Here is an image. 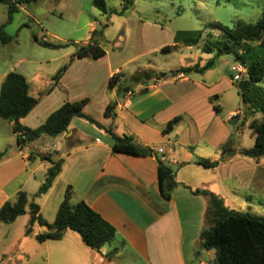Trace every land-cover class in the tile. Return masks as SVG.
<instances>
[{
	"label": "crops",
	"instance_id": "1",
	"mask_svg": "<svg viewBox=\"0 0 264 264\" xmlns=\"http://www.w3.org/2000/svg\"><path fill=\"white\" fill-rule=\"evenodd\" d=\"M153 26L162 32L160 27ZM94 30L96 25L91 24L83 44L90 41ZM169 36L170 45L144 40L140 56L147 57L148 70L139 73L149 75L137 88L125 83L124 88L128 89L125 92L118 87L108 88L112 77L123 75V66L116 65L107 52L97 60L77 59L69 65L57 89L67 92L85 86L87 92L81 90L76 99L64 104L88 99L85 113L102 128L76 118L68 132L52 138L53 142L49 140L51 137L42 136L24 147L11 145L0 151L1 154L9 150L0 162V210L8 202L15 203L20 192L27 193L31 203L51 167L40 156H51L53 161L57 157L64 160L62 173L50 191L38 198L39 203L36 200L40 215L48 223H53L67 190L71 188V204L83 201L89 205L116 228L115 240L100 252L88 248L82 238L71 231L61 240L39 243L36 236L47 230L36 225L34 234L26 237L30 222L28 206L27 213L14 223H0V240L5 246L12 244L17 228L20 235L16 242L23 244L19 249L18 246L9 250L8 254L2 251L0 264H216V255L212 261H206L200 255L192 260L187 253L197 237V225L201 221L204 224L208 206L205 197L192 191L212 192L233 209L241 189L252 188L258 174L259 184L264 185V163L241 156L240 151L245 148L242 144L239 146L238 140L235 154L222 160L223 148L234 135L229 122L241 114L242 100L234 81L235 69L240 64L234 66L221 57L216 60L214 68L202 74L174 76L172 72L177 70L161 65L158 58L182 47L180 35L169 30ZM99 45L102 47L101 41ZM168 46L172 47L171 51L164 52ZM187 49L193 50V47ZM74 53H67L69 60ZM104 59L108 62L102 67L100 64ZM196 65L205 66L194 63L179 69ZM158 71L167 73V77L152 79L154 74L159 75ZM99 82L105 83L100 93L96 87ZM213 97L217 99L212 100ZM43 99L21 121L24 127L36 129L48 119L49 116L39 123H32L39 119ZM114 103L115 117L108 118L106 108ZM93 105L99 109V116L88 113ZM215 106L219 107L220 113ZM33 116L36 119H31ZM176 118L181 119L165 133L167 125ZM10 126L13 130L14 123ZM110 128L119 137H132L140 149H162L163 153L143 157L114 152V141L106 132ZM52 150L57 156L53 157ZM197 159L222 162L216 169L206 170L194 163ZM159 162L174 171L180 185L170 199L161 191ZM234 180L236 184L230 186ZM35 243L37 245H33ZM33 246L37 247L35 254L30 250ZM43 248L45 261L33 263V257L39 256L37 253ZM114 250L117 252L108 259Z\"/></svg>",
	"mask_w": 264,
	"mask_h": 264
},
{
	"label": "trees",
	"instance_id": "2",
	"mask_svg": "<svg viewBox=\"0 0 264 264\" xmlns=\"http://www.w3.org/2000/svg\"><path fill=\"white\" fill-rule=\"evenodd\" d=\"M0 4L9 6V16L12 19V16L18 12V5H22L23 2L13 3L12 0H0ZM93 5L102 12L107 13L104 0H94ZM129 7V1H127L121 14H124ZM214 28L217 32L215 34L209 33L204 39L202 47L204 53L214 54V59L203 67L196 65L191 68H181L172 72V74L174 76L178 74H202L214 68L217 59L227 55L234 56L237 63L246 67V75L236 81V87L245 107L244 119L248 120L257 114L262 117L261 119H252L249 123L250 130L256 133L254 147L240 151V155L259 162L264 160V41L258 51L254 49L253 44L261 42L264 38V10L259 20L254 23L238 21L233 28L216 23ZM102 39L103 30H94L87 44H73L76 51L71 56L69 63L64 65L54 76V85L59 83L73 61L84 58L97 60L105 56V50L99 45ZM202 39L203 34L199 32L196 34L193 43L197 45ZM0 40L3 44H9L13 40L5 33L4 27H0ZM35 40L38 41L37 37H35ZM44 45L51 47L46 43ZM171 49L172 47L168 46L163 51L168 52ZM148 75L149 73L146 72L138 73L131 78V82L143 83ZM123 77L122 74L112 77L108 88L111 90L118 87L121 92L127 91L128 89L124 88L126 81H121ZM152 79L159 80L160 78L158 74H154ZM52 90L53 88L49 92ZM46 94L44 92L38 98L32 97L27 79L15 72L9 73L2 82L0 86V119L14 123L13 133L17 136L19 147H24L42 136L56 138L67 133L72 121L76 118L86 120L102 128L96 120L85 113V108L89 103L88 99L63 104L48 117L44 124L36 129L24 127L21 121L36 109L40 100ZM216 99L217 97L212 98V100ZM114 110L115 103L110 104L106 108L105 116L108 118L115 117ZM215 110L220 113L219 107L215 106ZM235 118L238 119L239 117L236 116ZM180 119L176 118L171 121L164 132L167 133L172 130ZM106 132L114 141V152L143 157L152 155L150 149L138 148L132 137H119L113 132L112 128L107 129ZM236 144L237 138L234 133L223 148L222 160L235 154ZM7 154L8 151L0 154V162ZM40 158L51 164L44 184L38 193L32 197L31 203L29 195L25 192H20L17 195L15 203H6L0 210V223L6 225L14 223L19 217L27 213V207L29 206L30 222L26 227V237L34 234L36 225L47 230L46 233L36 236L39 243L61 240L68 231H71L78 234L88 248L100 252L105 245L115 240L116 228L85 202L82 201L72 205L71 188L67 190L65 199L53 223H48L40 215V207L36 200L50 191L54 182L62 173L64 166L63 159L53 161L51 156H40ZM222 160L211 162L205 159H197L194 163L206 170H211L216 169ZM159 178L163 196L170 199L172 193L180 186L176 181L174 171L159 162ZM192 192L195 195L205 197L207 200L208 206L204 219V230L201 234V243L206 250H216V264H264V218L230 209L226 206L222 197L207 190H194ZM116 252L117 250H114L107 258H111Z\"/></svg>",
	"mask_w": 264,
	"mask_h": 264
},
{
	"label": "rangeland",
	"instance_id": "3",
	"mask_svg": "<svg viewBox=\"0 0 264 264\" xmlns=\"http://www.w3.org/2000/svg\"><path fill=\"white\" fill-rule=\"evenodd\" d=\"M19 1L23 4H17L19 9L12 19L9 16V6L0 4V27H4L5 33L13 39L9 44H3L0 40V86L9 73L15 72L27 79L32 97L38 98L44 92L47 93L39 109V119L33 116L31 119L36 120L32 123L45 120L64 102L76 99L81 90L87 92L85 86L79 87V91L71 89L63 92L54 85L53 78L68 63L67 53L76 51L73 44L85 43L91 24L96 25V30H103L102 48L109 53L116 65L123 66L124 81L132 88H137L138 84L131 82V78L140 70H148L147 57L140 56L144 40L170 45L169 30L176 32L182 38V47L159 55L161 65L169 70L189 67L194 63L203 66L215 57L214 54L204 53L202 47L206 36L217 32L214 28L216 23L229 28H233L238 21L254 23L259 20L264 10V0H104L107 13L96 8L93 5L94 0H12L13 3ZM127 1L130 7L121 14ZM153 25L160 27L162 32ZM199 32L203 34V39L196 45L193 40ZM263 41L264 38L261 42L253 44L256 51ZM45 43L51 47L45 46ZM190 46L193 50L187 49ZM224 59L234 66L238 64L232 55L224 56ZM107 62L108 60L104 59L100 66H105ZM101 84L99 82L96 86L99 93L101 88H105V83ZM51 88L53 90L49 92ZM240 108L239 118L234 116L229 123L239 146L242 144L243 148L249 150L254 147L256 135L250 130L249 123L252 119H261L262 116L257 114L245 120L242 101ZM88 113L93 116L100 115L96 105H93ZM234 120L238 121L236 126H232ZM49 140L53 142L52 138ZM11 145H17V139L10 122L0 119V151ZM52 153L53 157L57 156L56 151L52 150ZM54 161L59 160L56 157ZM262 161L264 163V160ZM257 178L253 186L251 185L252 188L241 189L237 196L238 202L232 208L244 214L264 218V185L259 184V174ZM234 184L236 180L229 183L230 186ZM39 201L38 199L37 202ZM203 230L204 224L201 221L197 225V237L192 249H187V253L192 256V260H196L195 257L200 255L206 261H212L215 259L216 250L203 248ZM18 231L20 230L17 228L11 245L5 246L0 240V253L5 251V254H8L9 250L22 247V243L16 242L20 235ZM36 249L34 246L30 248L33 254ZM14 253H11V256ZM37 254L39 256L33 257V263L44 262V248Z\"/></svg>",
	"mask_w": 264,
	"mask_h": 264
},
{
	"label": "built area",
	"instance_id": "4",
	"mask_svg": "<svg viewBox=\"0 0 264 264\" xmlns=\"http://www.w3.org/2000/svg\"><path fill=\"white\" fill-rule=\"evenodd\" d=\"M43 40H44V42H46L45 38H43ZM235 70H236L237 74L234 77V81H238L239 79L243 78L247 73V69L243 65H239ZM235 117H236V115H235ZM151 152L162 154L163 150L162 149H152Z\"/></svg>",
	"mask_w": 264,
	"mask_h": 264
},
{
	"label": "water",
	"instance_id": "5",
	"mask_svg": "<svg viewBox=\"0 0 264 264\" xmlns=\"http://www.w3.org/2000/svg\"><path fill=\"white\" fill-rule=\"evenodd\" d=\"M167 75H168L167 73H160L159 78L164 79L167 77ZM237 122H238L237 120H234L232 126H236Z\"/></svg>",
	"mask_w": 264,
	"mask_h": 264
}]
</instances>
